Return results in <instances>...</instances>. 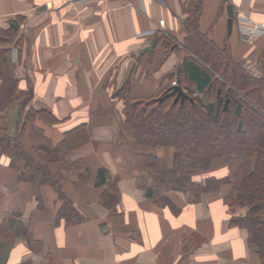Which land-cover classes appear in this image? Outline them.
I'll use <instances>...</instances> for the list:
<instances>
[{
    "label": "crops",
    "instance_id": "0c3cea01",
    "mask_svg": "<svg viewBox=\"0 0 264 264\" xmlns=\"http://www.w3.org/2000/svg\"><path fill=\"white\" fill-rule=\"evenodd\" d=\"M191 1L0 0V33L19 25L10 42L0 41V51L9 50L6 74L32 92L27 109H47L54 120L36 116L26 124L24 146L33 152L41 141L32 124L52 146L80 125L89 136L71 154L76 166L62 180L80 218L71 223L57 218L62 200L50 184L21 176L11 157L1 156L0 231L7 234L0 240L1 264H258L248 229L230 222L241 210L224 201L233 188L225 161L195 175L212 186L201 200L158 183L144 164L146 149L123 125L122 100L114 96L129 85L131 98L155 97L174 84L187 52L180 39ZM240 16L264 23V0H204L199 30L220 47L228 43L232 58L261 76L264 31L244 39ZM161 34L177 37L179 47L166 55L157 40L152 52L141 53ZM24 119L25 111H14L10 132L17 134ZM155 152L158 172L168 177L174 148ZM100 168L107 171L103 184Z\"/></svg>",
    "mask_w": 264,
    "mask_h": 264
},
{
    "label": "trees",
    "instance_id": "16d2710c",
    "mask_svg": "<svg viewBox=\"0 0 264 264\" xmlns=\"http://www.w3.org/2000/svg\"><path fill=\"white\" fill-rule=\"evenodd\" d=\"M203 2L192 0L184 9L187 27L180 42L187 52L179 77L180 83L188 86L185 91L189 96L182 99L171 94L160 99L167 87L155 97L131 98L129 85L115 91L114 96L122 100L123 125L133 141L146 149L144 164L158 183L184 190L192 201L201 200L212 186L195 180V175L208 171L218 160L225 161L226 178L233 188L224 201L241 210L231 216V225L248 229L249 245L258 256V264H264V73L258 77L250 74L232 58L228 43L220 47L200 32ZM18 29L19 25L12 23L0 33L4 36L0 41L10 42ZM157 40L166 47V55L179 47L177 37L161 34ZM8 52L0 51V63L4 61L0 71V158L3 154L10 156L21 176L38 179L57 191L62 200L58 219L63 217L68 223L79 220L62 191V180L76 166L71 160L73 151L89 140L87 126H78L52 146L42 130L32 124V132L41 141L33 145V152L28 151L21 140L26 124L33 123L36 116L54 120L47 109H27L32 92L21 90L18 79L6 74ZM186 78L196 84L202 97L195 96ZM14 111H25L17 134L9 130ZM168 146L175 150V165L168 177H163L158 172L161 163L155 151ZM21 161L26 164H17ZM52 163H58L56 169ZM106 174L105 168L99 169V184L106 182ZM6 236L2 227L0 240Z\"/></svg>",
    "mask_w": 264,
    "mask_h": 264
},
{
    "label": "water",
    "instance_id": "95a60500",
    "mask_svg": "<svg viewBox=\"0 0 264 264\" xmlns=\"http://www.w3.org/2000/svg\"><path fill=\"white\" fill-rule=\"evenodd\" d=\"M227 9H228V13H229L228 26H229V29L231 30L232 26H233V22H234L233 5L229 4ZM156 42H157V38L155 37L152 40V43L150 45L144 47L141 50V53L152 52L154 46L156 45ZM180 71H181V66H179L178 75H180ZM180 81H181V79L178 76L177 83L170 86L169 89H167L159 98L164 99L165 97H167L171 94H177V97H181L182 99L188 97L189 95L185 91V89H184L183 85L180 83ZM227 106H228V99L226 100L225 108H227Z\"/></svg>",
    "mask_w": 264,
    "mask_h": 264
},
{
    "label": "built area",
    "instance_id": "2783aa9c",
    "mask_svg": "<svg viewBox=\"0 0 264 264\" xmlns=\"http://www.w3.org/2000/svg\"><path fill=\"white\" fill-rule=\"evenodd\" d=\"M62 1L63 3L66 4H74L89 0H62ZM98 1H106V0H98ZM239 21L243 24L242 35L244 39L250 40L253 36H256V34H260L262 33V31H264V23H257L252 19L241 16L239 18ZM255 73L256 72H254V74ZM175 83H177V80L174 81V84Z\"/></svg>",
    "mask_w": 264,
    "mask_h": 264
},
{
    "label": "rangeland",
    "instance_id": "374dc122",
    "mask_svg": "<svg viewBox=\"0 0 264 264\" xmlns=\"http://www.w3.org/2000/svg\"><path fill=\"white\" fill-rule=\"evenodd\" d=\"M243 66H244L245 70L248 71L250 74H253L254 72H256V71H252V72H251V70H248V69L245 67V65H243ZM253 75L256 76L255 74H253ZM256 77H258V76H256ZM195 96H197V97H202V94H201V93H198V95H195Z\"/></svg>",
    "mask_w": 264,
    "mask_h": 264
}]
</instances>
